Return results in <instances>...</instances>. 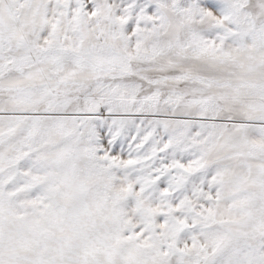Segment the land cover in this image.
Here are the masks:
<instances>
[{
    "label": "snow or ice",
    "instance_id": "6c2138e0",
    "mask_svg": "<svg viewBox=\"0 0 264 264\" xmlns=\"http://www.w3.org/2000/svg\"><path fill=\"white\" fill-rule=\"evenodd\" d=\"M0 264H264V0H0Z\"/></svg>",
    "mask_w": 264,
    "mask_h": 264
}]
</instances>
